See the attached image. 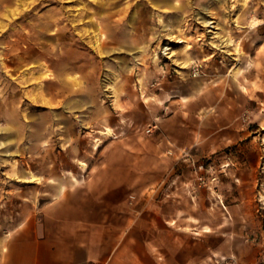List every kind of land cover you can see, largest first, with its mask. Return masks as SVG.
<instances>
[{"label":"rangeland","instance_id":"1","mask_svg":"<svg viewBox=\"0 0 264 264\" xmlns=\"http://www.w3.org/2000/svg\"><path fill=\"white\" fill-rule=\"evenodd\" d=\"M115 158L187 255L264 264V0H0V235Z\"/></svg>","mask_w":264,"mask_h":264},{"label":"crops","instance_id":"2","mask_svg":"<svg viewBox=\"0 0 264 264\" xmlns=\"http://www.w3.org/2000/svg\"><path fill=\"white\" fill-rule=\"evenodd\" d=\"M158 146V160L166 162V147ZM107 166L0 235V264H210L203 238L194 242L204 243L197 255L172 241L170 204L159 188L142 197L138 184L131 189L125 159Z\"/></svg>","mask_w":264,"mask_h":264},{"label":"bare ground","instance_id":"3","mask_svg":"<svg viewBox=\"0 0 264 264\" xmlns=\"http://www.w3.org/2000/svg\"><path fill=\"white\" fill-rule=\"evenodd\" d=\"M175 2H174V4L173 5H170V7H172V8H174L175 7ZM202 22H204V23H206V25H208V26H210V24L209 23H212L213 21H210V20H206L205 18H203L202 17ZM207 26V27H208ZM215 28H219V27H217V26H215ZM214 36H216L218 39H219V41L217 42V41H212V46L213 47H216V48H222V47H225V46H227V45H229V40H230V38L228 37V36H225V37H223L220 33H217V32H215V35ZM165 49H170V47H166ZM110 131H111V129L109 128V127H107V130L105 131V133L106 134H109L110 133ZM97 144V143H96ZM99 144H97V146H98Z\"/></svg>","mask_w":264,"mask_h":264}]
</instances>
